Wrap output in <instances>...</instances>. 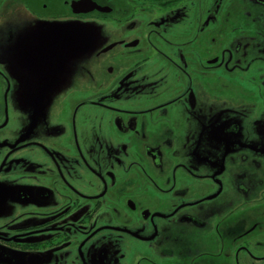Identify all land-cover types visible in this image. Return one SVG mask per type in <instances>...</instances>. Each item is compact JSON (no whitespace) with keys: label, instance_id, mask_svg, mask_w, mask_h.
I'll return each instance as SVG.
<instances>
[{"label":"flooded vegetation","instance_id":"obj_1","mask_svg":"<svg viewBox=\"0 0 264 264\" xmlns=\"http://www.w3.org/2000/svg\"><path fill=\"white\" fill-rule=\"evenodd\" d=\"M0 264H264V0H0Z\"/></svg>","mask_w":264,"mask_h":264},{"label":"rangeland","instance_id":"obj_2","mask_svg":"<svg viewBox=\"0 0 264 264\" xmlns=\"http://www.w3.org/2000/svg\"><path fill=\"white\" fill-rule=\"evenodd\" d=\"M16 27L17 29L18 28H26L27 30H32V28H31V24L27 21L26 22V25H18L17 24V22H14V24H11L10 25V27ZM16 32V33H15ZM20 33V31H18V30H13V32H12V35H15L16 34V36H15V38L16 39H23V40H28V39H30V37H31V35L29 34V35H25V34H19ZM17 43H19V42H17Z\"/></svg>","mask_w":264,"mask_h":264},{"label":"water","instance_id":"obj_3","mask_svg":"<svg viewBox=\"0 0 264 264\" xmlns=\"http://www.w3.org/2000/svg\"><path fill=\"white\" fill-rule=\"evenodd\" d=\"M78 4H79V3H73L72 5H73V6H77Z\"/></svg>","mask_w":264,"mask_h":264}]
</instances>
